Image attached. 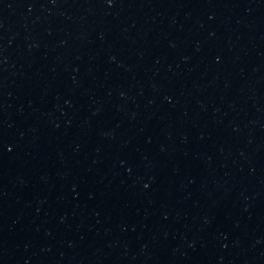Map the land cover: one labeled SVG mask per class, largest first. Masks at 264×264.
<instances>
[{"label": "water", "instance_id": "1", "mask_svg": "<svg viewBox=\"0 0 264 264\" xmlns=\"http://www.w3.org/2000/svg\"><path fill=\"white\" fill-rule=\"evenodd\" d=\"M0 264H264V0H0Z\"/></svg>", "mask_w": 264, "mask_h": 264}]
</instances>
